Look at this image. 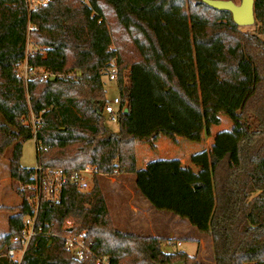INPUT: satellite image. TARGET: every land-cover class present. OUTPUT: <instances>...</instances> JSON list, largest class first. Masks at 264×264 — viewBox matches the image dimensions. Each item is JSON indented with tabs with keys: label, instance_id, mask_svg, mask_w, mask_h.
Here are the masks:
<instances>
[{
	"label": "trees",
	"instance_id": "16d2710c",
	"mask_svg": "<svg viewBox=\"0 0 264 264\" xmlns=\"http://www.w3.org/2000/svg\"><path fill=\"white\" fill-rule=\"evenodd\" d=\"M254 14L256 28L241 30L229 11L203 0H48L36 9L28 0H0V157L11 148L10 178L28 181L32 167L19 162L23 142L34 138L26 119L42 112L37 164L134 173L136 190L155 210L210 236L214 264H264V0H254ZM28 40L42 50L27 63L53 80L16 76ZM114 57L116 132L104 120L101 79ZM219 114L232 123L234 152L211 153L206 172L177 158L136 167V142L159 133L193 139L219 124ZM92 184L81 191L66 183L58 202H40L35 227L43 233L19 264H96L94 255L112 264H199L196 255L164 252L162 237L114 228L94 177ZM18 194V205L0 206L12 212L0 234V264H14L6 252L31 212ZM82 231L94 255L78 261L61 235Z\"/></svg>",
	"mask_w": 264,
	"mask_h": 264
},
{
	"label": "rangeland",
	"instance_id": "374dc122",
	"mask_svg": "<svg viewBox=\"0 0 264 264\" xmlns=\"http://www.w3.org/2000/svg\"><path fill=\"white\" fill-rule=\"evenodd\" d=\"M233 1L236 4L240 2V0ZM257 25L258 24H253L252 26H241L240 29L253 30ZM29 48H31V46L28 47V49ZM16 76L19 77L17 72ZM101 79L105 89V97L108 102L113 104L114 98L119 96L117 82L114 79H109L105 74L102 75ZM219 118V124H208L203 132H201L198 137L193 139H185L169 135L161 136V133H159L148 139L136 142L135 154L138 162L136 163V167L139 168V163L143 159L142 156L144 154L149 153L153 156H163L164 152L162 149H164V146H169L171 149L168 152V155L182 159L183 161L179 160L181 163L183 162V167L190 168V170L196 174L206 172V168H209L208 158L211 153L221 154L225 149H230L232 150V153L234 152V140L236 134L233 133L232 123L230 119L223 114H219ZM104 120L110 130L113 132L118 130L117 123L111 121L106 114H104ZM2 122L3 120L0 115V123ZM35 149L36 142L34 138L23 142L21 157L19 160L22 167L31 168L35 166ZM10 154L11 148L9 147L5 150L3 156L0 157V194H4V196L0 195V202L4 203H11L20 198L17 192V183L11 178L6 177L5 179V176L8 174V159ZM234 158L233 154L232 159ZM94 178L105 199L111 225L121 232L128 233V228L126 227L129 213L127 198L131 196L137 198L139 196L134 183L135 174L118 171L117 173H113L111 175L97 174ZM114 185H116L117 189L116 194L111 191V188ZM125 186L127 189L125 194H122L123 192L121 190ZM3 187L8 191L7 194L5 193V190H1ZM138 204L140 208L145 209L140 202H138ZM3 206L6 207L5 205ZM2 210H5V213L8 212L6 208ZM155 215L157 219H154L152 215L147 214L148 218L151 216L149 219L151 220L149 227L153 228L152 230L154 232H157L160 235H165L163 229H174L175 237L173 239L164 238L161 242V249L164 252L184 251L189 255H196L199 264H214L212 243L209 235L203 234L200 236V245L198 241L199 232L184 219H181L172 213L166 214L154 212V216ZM142 223L145 227H148L146 220ZM70 224L71 222H67V225ZM0 225H3L2 217L0 218ZM152 230L144 228L143 230L137 232L140 234H133L146 236Z\"/></svg>",
	"mask_w": 264,
	"mask_h": 264
},
{
	"label": "built area",
	"instance_id": "2783aa9c",
	"mask_svg": "<svg viewBox=\"0 0 264 264\" xmlns=\"http://www.w3.org/2000/svg\"><path fill=\"white\" fill-rule=\"evenodd\" d=\"M47 2L48 0H28L30 9L45 6ZM28 29H35V26L29 24ZM30 46L31 48L28 49ZM41 50V47L33 44L30 40L27 41L26 56L16 69L22 81L26 82L29 76L34 74H38L42 78L50 77V74L43 68L35 67L27 63L26 58L28 54H33ZM44 54L45 52H43V55ZM118 68L117 60L114 57L109 61L103 73L107 75L109 79L116 80ZM120 109V99L116 97L113 100V104L108 102L104 106V114H106L111 121L117 122ZM41 113L42 112L34 114L30 112L26 119V123L32 128L34 139L36 130L41 125ZM114 172L117 173L118 171L115 170ZM97 174V168L93 165H87L80 169L68 171L62 168H52L36 163L35 166L32 167L28 181L25 183H17V191L24 197L25 202L30 206L31 212L22 219V226L19 233L11 238L10 242L16 246L8 249L6 252L7 258L14 264H19L31 240L43 233L39 228L35 227L40 202H58L66 183L75 184L81 191H89L92 187V179ZM61 237L64 241L65 248L78 261H82L85 254L94 255L90 249V243L84 241V231L78 234L65 233L61 235ZM94 256L96 258V264H112L108 257L104 255Z\"/></svg>",
	"mask_w": 264,
	"mask_h": 264
},
{
	"label": "crops",
	"instance_id": "0c3cea01",
	"mask_svg": "<svg viewBox=\"0 0 264 264\" xmlns=\"http://www.w3.org/2000/svg\"><path fill=\"white\" fill-rule=\"evenodd\" d=\"M160 135L164 136V134L163 135L160 134ZM170 149L171 148L169 146H164V149H162V151L164 152L163 156L162 155L153 156L152 154H149V153L144 154L142 156L143 159L139 163V168L145 167L147 162L150 161V160H153V159H158V158H176V157H172V156L168 155V152L170 151ZM136 153H137V146H136ZM135 158H136V163H138L136 154H135ZM180 160H182V159H180ZM182 165H183V162H182ZM131 174H134V173H131ZM6 177L10 178L9 172L5 176V179H6ZM126 189H127L126 186L124 188H122V190H121L123 192L122 194H125ZM1 190H5L6 194L8 193V191L4 187ZM111 191L114 192L115 194L117 193L116 185L112 186ZM137 194H139V196L137 198H134V196H131V197L127 198L128 199L127 200V205L129 207L128 208L129 213H128L126 227L128 228V233H132V234L133 233L136 234L138 231L143 230L144 228H147V229H150V230L153 229V228L149 227V225H150L149 223L151 221L149 219L151 218V216H150V218H148L147 214H150V215L153 216L154 219H157L156 215L154 216V212H156V213H166V214L169 213V212H166V211L159 212L158 210H155L138 191H137ZM0 195L4 196V194H0ZM19 202H20V198L17 201H13L11 203L0 202V206L5 205L6 207H13V206L18 205ZM138 202H140L143 205V208H145V209L140 208ZM7 211L8 212H6V213H5V210L0 211V218L2 217V219H3V225H0V234H4L7 231V220H8V217L12 214L11 211H9V210H7ZM145 220H146V223L148 224V227H145L143 225V223H142V222H145ZM163 230H164V234L165 235H160L157 232H154L152 230L146 236H158V237L167 238V239H173L175 237L174 229H171V230H167L166 229L167 231L165 229H163ZM137 234H140V233H137ZM198 235H199L198 241H199V243L201 245L200 236L203 235V234L199 232Z\"/></svg>",
	"mask_w": 264,
	"mask_h": 264
},
{
	"label": "water",
	"instance_id": "95a60500",
	"mask_svg": "<svg viewBox=\"0 0 264 264\" xmlns=\"http://www.w3.org/2000/svg\"><path fill=\"white\" fill-rule=\"evenodd\" d=\"M209 6L219 9L227 10L231 14L233 22L239 26H252L256 19L254 14V0H240L236 4L233 0H203ZM54 75L49 77V80H53ZM126 110V108H124ZM100 113V111H98ZM170 264H183L181 261H176Z\"/></svg>",
	"mask_w": 264,
	"mask_h": 264
}]
</instances>
